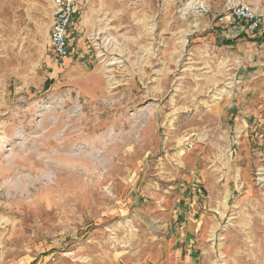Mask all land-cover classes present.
Returning a JSON list of instances; mask_svg holds the SVG:
<instances>
[{"label":"rangeland","instance_id":"374dc122","mask_svg":"<svg viewBox=\"0 0 264 264\" xmlns=\"http://www.w3.org/2000/svg\"><path fill=\"white\" fill-rule=\"evenodd\" d=\"M240 1L83 0L58 60L52 0H0V264H264Z\"/></svg>","mask_w":264,"mask_h":264},{"label":"built area","instance_id":"2783aa9c","mask_svg":"<svg viewBox=\"0 0 264 264\" xmlns=\"http://www.w3.org/2000/svg\"><path fill=\"white\" fill-rule=\"evenodd\" d=\"M83 0H52L53 20L50 27L52 54L58 60L70 54L69 30ZM219 19L233 23L242 22L240 27L247 32L264 28V12H260L252 1L231 2Z\"/></svg>","mask_w":264,"mask_h":264},{"label":"bare ground","instance_id":"6f19581e","mask_svg":"<svg viewBox=\"0 0 264 264\" xmlns=\"http://www.w3.org/2000/svg\"><path fill=\"white\" fill-rule=\"evenodd\" d=\"M263 181H264V179H263Z\"/></svg>","mask_w":264,"mask_h":264}]
</instances>
